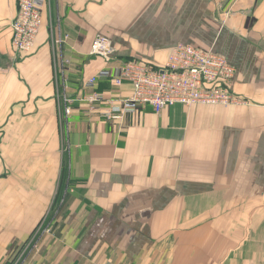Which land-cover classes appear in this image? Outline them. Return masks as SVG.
I'll list each match as a JSON object with an SVG mask.
<instances>
[{
  "label": "crops",
  "instance_id": "obj_1",
  "mask_svg": "<svg viewBox=\"0 0 264 264\" xmlns=\"http://www.w3.org/2000/svg\"><path fill=\"white\" fill-rule=\"evenodd\" d=\"M17 1L0 0V264L55 203L23 264H264V0H42L28 53ZM96 34L112 61L89 54ZM178 43L225 57L240 102L109 121L79 100L127 96L116 69L162 66Z\"/></svg>",
  "mask_w": 264,
  "mask_h": 264
},
{
  "label": "built area",
  "instance_id": "obj_2",
  "mask_svg": "<svg viewBox=\"0 0 264 264\" xmlns=\"http://www.w3.org/2000/svg\"><path fill=\"white\" fill-rule=\"evenodd\" d=\"M42 0H18L17 11L10 23L11 45L15 53H28L35 44L42 25ZM114 47L110 37L96 34L89 54L105 63L113 60ZM235 68L222 55L193 44L178 43L170 51L166 62L156 66L140 59H127L117 69L111 81L116 87L128 85L130 93L114 99L102 92L92 91L79 98L90 112L100 110L109 121L121 120L148 105L160 111L175 104L234 105L240 101L232 91ZM96 77L87 80L91 87ZM71 99H63L65 116L70 114ZM100 104H104L100 107ZM102 108V109H100ZM47 226L36 228L27 242L10 251V264H23L27 252L38 251V239Z\"/></svg>",
  "mask_w": 264,
  "mask_h": 264
},
{
  "label": "rangeland",
  "instance_id": "obj_3",
  "mask_svg": "<svg viewBox=\"0 0 264 264\" xmlns=\"http://www.w3.org/2000/svg\"><path fill=\"white\" fill-rule=\"evenodd\" d=\"M58 198H56V200L55 201H59V199L57 200ZM62 202V201H61ZM59 204H61V203H59ZM56 203L54 204V206L55 207H53L52 206V211H50V213L48 214V216L45 218V219H43L42 221H41V223H39V225L37 226V228H43V227H45V226H47L48 228L51 226L50 224H54L55 223V216H56V213H57V210H56ZM62 205V204H61ZM61 208V207H60ZM59 208V209H60ZM58 209V208H57ZM34 232V231H33ZM16 248V246L15 247H12V249H15ZM11 249V250H12ZM10 250V251H11ZM27 255H29L28 257H29V259L30 258H32L33 257V252H27ZM31 256V257H30ZM32 260V259H31Z\"/></svg>",
  "mask_w": 264,
  "mask_h": 264
},
{
  "label": "trees",
  "instance_id": "obj_4",
  "mask_svg": "<svg viewBox=\"0 0 264 264\" xmlns=\"http://www.w3.org/2000/svg\"><path fill=\"white\" fill-rule=\"evenodd\" d=\"M62 198H63V202H62V205L61 206L63 207V206H65L67 204V201H68L69 197H68V195H66L65 197H62ZM9 257L7 258V260H5L3 262V264H10V258Z\"/></svg>",
  "mask_w": 264,
  "mask_h": 264
}]
</instances>
